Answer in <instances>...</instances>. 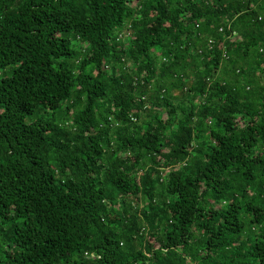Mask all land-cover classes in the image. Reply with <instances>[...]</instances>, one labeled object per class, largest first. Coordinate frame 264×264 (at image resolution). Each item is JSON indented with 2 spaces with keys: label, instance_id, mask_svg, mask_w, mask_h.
<instances>
[{
  "label": "trees",
  "instance_id": "16d2710c",
  "mask_svg": "<svg viewBox=\"0 0 264 264\" xmlns=\"http://www.w3.org/2000/svg\"><path fill=\"white\" fill-rule=\"evenodd\" d=\"M0 264H264V0H0Z\"/></svg>",
  "mask_w": 264,
  "mask_h": 264
},
{
  "label": "built area",
  "instance_id": "2783aa9c",
  "mask_svg": "<svg viewBox=\"0 0 264 264\" xmlns=\"http://www.w3.org/2000/svg\"><path fill=\"white\" fill-rule=\"evenodd\" d=\"M132 119H133V120H135V119H136V117H132Z\"/></svg>",
  "mask_w": 264,
  "mask_h": 264
}]
</instances>
